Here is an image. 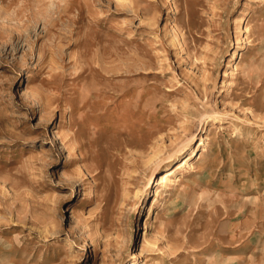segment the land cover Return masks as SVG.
<instances>
[{"label": "rangeland", "instance_id": "rangeland-1", "mask_svg": "<svg viewBox=\"0 0 264 264\" xmlns=\"http://www.w3.org/2000/svg\"><path fill=\"white\" fill-rule=\"evenodd\" d=\"M0 264H264V0H0Z\"/></svg>", "mask_w": 264, "mask_h": 264}, {"label": "bare ground", "instance_id": "bare-ground-1", "mask_svg": "<svg viewBox=\"0 0 264 264\" xmlns=\"http://www.w3.org/2000/svg\"><path fill=\"white\" fill-rule=\"evenodd\" d=\"M194 151V150H193ZM190 158V157H189ZM187 164V160L186 159H181L180 160V163L176 166V168L173 170L172 168L171 169H169V170H167V171H164L163 173H162V175H161V177H160V180L158 181V185H160V186H165L166 185V182L168 181V180H170L171 179V176L175 173V171L176 170H179V169H182L185 165ZM178 178V177H177ZM176 180V179H175ZM160 189V188H159ZM161 190V189H160ZM162 191V190H161ZM160 192V191H159ZM166 193V192H165ZM157 194H160L161 196V198L162 199H160L161 200V203H162V200H164L163 199V195H162V193L160 192V193H157ZM156 218H157V215H155V221H156ZM151 225V224H150ZM157 226V225H156Z\"/></svg>", "mask_w": 264, "mask_h": 264}]
</instances>
